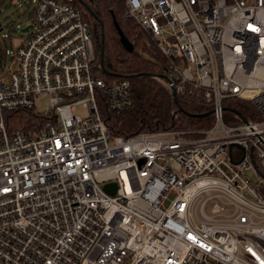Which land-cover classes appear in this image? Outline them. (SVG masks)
Instances as JSON below:
<instances>
[{
	"label": "built area",
	"instance_id": "obj_1",
	"mask_svg": "<svg viewBox=\"0 0 264 264\" xmlns=\"http://www.w3.org/2000/svg\"><path fill=\"white\" fill-rule=\"evenodd\" d=\"M126 16L173 60L155 78L204 90L213 125L113 136L98 93L120 113L130 82L103 79L72 0H38L0 73V264H264V0H126ZM40 96L43 128L10 132Z\"/></svg>",
	"mask_w": 264,
	"mask_h": 264
},
{
	"label": "trees",
	"instance_id": "obj_2",
	"mask_svg": "<svg viewBox=\"0 0 264 264\" xmlns=\"http://www.w3.org/2000/svg\"><path fill=\"white\" fill-rule=\"evenodd\" d=\"M72 4L90 27L94 61L102 71L103 79L108 83L128 80L131 84L133 104L120 113L112 112L105 97L98 93L102 117L113 136H137L169 129L196 131L213 125L211 115L195 117L212 110L204 90L189 83L177 95L176 102L164 82L155 78H164L173 60L163 55L149 32L126 16V0H72ZM117 24L134 46L132 52L122 45ZM227 105L248 120H260L249 102L229 99ZM228 116L235 120L231 113ZM49 119L47 114L35 109H22L6 114V126L10 132L20 130L32 135L39 132Z\"/></svg>",
	"mask_w": 264,
	"mask_h": 264
},
{
	"label": "rangeland",
	"instance_id": "obj_3",
	"mask_svg": "<svg viewBox=\"0 0 264 264\" xmlns=\"http://www.w3.org/2000/svg\"><path fill=\"white\" fill-rule=\"evenodd\" d=\"M0 0V73L9 72L13 66V54L18 44L29 37V33L22 30L32 26L35 31L33 11L38 0ZM4 54V56H3ZM49 96H40L36 100L37 111L45 112L48 107ZM87 110L83 106L77 108L76 114L87 116ZM209 209V208H208ZM206 209L209 215L210 210Z\"/></svg>",
	"mask_w": 264,
	"mask_h": 264
},
{
	"label": "water",
	"instance_id": "obj_4",
	"mask_svg": "<svg viewBox=\"0 0 264 264\" xmlns=\"http://www.w3.org/2000/svg\"><path fill=\"white\" fill-rule=\"evenodd\" d=\"M88 9L90 10L89 7H88ZM31 27L32 26H28V27L24 28L22 30V32L23 33H27V32L29 33ZM117 29H118V33H119L120 41H121L122 45L125 47V49L127 51L132 52L134 50V46L128 40V38L124 35L123 31L120 29V27L118 26V24H117ZM103 53H104V49L102 48V55H103ZM102 67L104 68L103 58H102ZM164 78L167 79L166 76ZM172 95H173L175 101L177 102V93L175 91H173L172 92ZM227 110L235 113L243 121H246V118L244 116H242V114L239 111H237L235 109H230V108H227ZM209 115H211V112L204 113V114H199V115H195V117L202 118V117H207ZM141 163H144V160H141ZM103 188H104L105 192H107L108 194L115 195L118 186H117L116 183H109V184L104 185Z\"/></svg>",
	"mask_w": 264,
	"mask_h": 264
}]
</instances>
